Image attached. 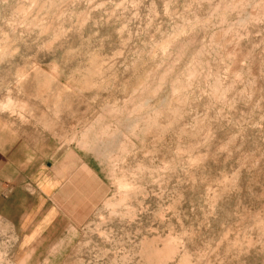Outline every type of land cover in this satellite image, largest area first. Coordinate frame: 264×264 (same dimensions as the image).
Returning a JSON list of instances; mask_svg holds the SVG:
<instances>
[{"label":"rangeland","instance_id":"374dc122","mask_svg":"<svg viewBox=\"0 0 264 264\" xmlns=\"http://www.w3.org/2000/svg\"><path fill=\"white\" fill-rule=\"evenodd\" d=\"M0 146V264H264V0H0Z\"/></svg>","mask_w":264,"mask_h":264},{"label":"crops","instance_id":"0c3cea01","mask_svg":"<svg viewBox=\"0 0 264 264\" xmlns=\"http://www.w3.org/2000/svg\"><path fill=\"white\" fill-rule=\"evenodd\" d=\"M18 154L13 148L5 149L4 146H0V214L6 216L12 223L16 222L15 216L20 214L22 205L20 200L25 194L22 191L24 183L31 181L29 176L21 172ZM33 205L30 204L29 207ZM30 209L31 207L26 211V215Z\"/></svg>","mask_w":264,"mask_h":264},{"label":"bare ground","instance_id":"6f19581e","mask_svg":"<svg viewBox=\"0 0 264 264\" xmlns=\"http://www.w3.org/2000/svg\"><path fill=\"white\" fill-rule=\"evenodd\" d=\"M22 7V6H21ZM19 22V21H18ZM37 27V26H36Z\"/></svg>","mask_w":264,"mask_h":264}]
</instances>
